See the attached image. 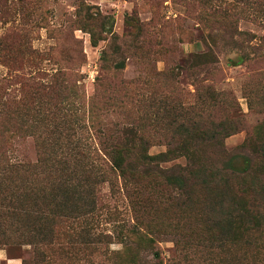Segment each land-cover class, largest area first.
<instances>
[{
  "label": "rangeland",
  "instance_id": "374dc122",
  "mask_svg": "<svg viewBox=\"0 0 264 264\" xmlns=\"http://www.w3.org/2000/svg\"><path fill=\"white\" fill-rule=\"evenodd\" d=\"M262 157L264 0H0V264H264Z\"/></svg>",
  "mask_w": 264,
  "mask_h": 264
},
{
  "label": "trees",
  "instance_id": "16d2710c",
  "mask_svg": "<svg viewBox=\"0 0 264 264\" xmlns=\"http://www.w3.org/2000/svg\"><path fill=\"white\" fill-rule=\"evenodd\" d=\"M243 147H246V145H243ZM185 150L187 151V154L190 155V153L187 150V146L185 147ZM216 150L218 151V153L224 152L223 147L221 148V146L219 148H216ZM111 153H112L111 154V160H112L111 163L116 165V166H120L121 161H120V156L118 155V153H116L112 150H111ZM142 157L147 158V156L143 153L141 154L140 158H142ZM187 160L191 161V157L188 156ZM256 163H258L260 165V167H262V169H263L264 168V157H262L261 159L257 160L255 163H253L251 167H248L247 169L242 171V176H244L243 178L247 177L248 176L247 174L249 172H251L252 170H254V165ZM70 167H71V165L67 164V162H62V161L59 162V168L62 171H64V172H77L74 169H71ZM207 169L209 170V168H207ZM207 169L205 167H201L200 170H198L196 173H194L193 170L189 169V171L187 173L188 174L187 180H189V175H190V177L193 178L195 175L197 176L199 174H203ZM199 180H200V182H203L204 178H200ZM242 184L243 185H242L241 189L239 188L238 191L232 193V200L235 201L234 215L235 216L238 215L240 220L241 219L246 220V223L244 224L245 226H241L238 224L236 226L235 222L232 218L231 219L226 218L225 220H223L221 222V224L213 225V226H216L217 230L219 231V233L222 237L220 245L226 244L224 241H229V245H232L234 247V249L230 250L232 252V255L229 257V259L227 261L224 262L225 264H243L240 261V258H236V257L238 256L237 252H240L241 250H245L244 251V254H245V252L248 250V248L245 247L244 245H247V246L253 245V248H255L256 250L260 249V247L263 246V242L260 241V238L256 236V232L258 231L257 224L260 221V213L254 209L255 204L251 203V200H249V199L247 200V202L245 200H243L242 194H241L246 189V185L250 184V181L243 180ZM182 186H183L182 187L183 190H186V188H189V187H187V182H185V179L182 180ZM259 186H260V189L262 191L258 190V192L261 191V193L264 195V188L262 189L263 184H259ZM239 192H241V193H239ZM186 194L188 195L187 192H186ZM93 203H95V201ZM19 209H21V208H19ZM227 246H224V247H227ZM227 248L229 249V247H227ZM232 256H234L235 258H233ZM217 259H218V257H217ZM213 264H218V263L215 261ZM221 264H223V263L221 262Z\"/></svg>",
  "mask_w": 264,
  "mask_h": 264
}]
</instances>
